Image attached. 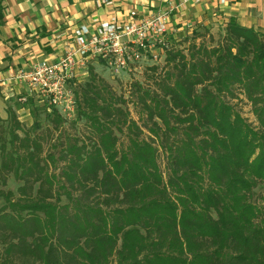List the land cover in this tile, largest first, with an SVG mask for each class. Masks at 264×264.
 Listing matches in <instances>:
<instances>
[{
  "label": "trees",
  "instance_id": "16d2710c",
  "mask_svg": "<svg viewBox=\"0 0 264 264\" xmlns=\"http://www.w3.org/2000/svg\"><path fill=\"white\" fill-rule=\"evenodd\" d=\"M189 39L129 98L89 67L75 118L9 116L0 264H264V32L230 18Z\"/></svg>",
  "mask_w": 264,
  "mask_h": 264
},
{
  "label": "crops",
  "instance_id": "0c3cea01",
  "mask_svg": "<svg viewBox=\"0 0 264 264\" xmlns=\"http://www.w3.org/2000/svg\"><path fill=\"white\" fill-rule=\"evenodd\" d=\"M131 10L134 20L149 12H169L171 31L185 19L207 14L223 24L234 18L264 32V0H0V116L14 114L31 126V109L42 100L14 77L16 68L56 61L74 27L103 18L124 22ZM100 66L96 61L89 65L94 71Z\"/></svg>",
  "mask_w": 264,
  "mask_h": 264
},
{
  "label": "built area",
  "instance_id": "2783aa9c",
  "mask_svg": "<svg viewBox=\"0 0 264 264\" xmlns=\"http://www.w3.org/2000/svg\"><path fill=\"white\" fill-rule=\"evenodd\" d=\"M135 13L131 10L124 22L103 18L92 25H77L56 61L16 68L14 77L69 119L76 105L70 83L87 78L91 62L119 78L164 58L172 40L169 12H149L138 20Z\"/></svg>",
  "mask_w": 264,
  "mask_h": 264
},
{
  "label": "rangeland",
  "instance_id": "374dc122",
  "mask_svg": "<svg viewBox=\"0 0 264 264\" xmlns=\"http://www.w3.org/2000/svg\"><path fill=\"white\" fill-rule=\"evenodd\" d=\"M176 26L178 27L181 26V27L180 28L177 27L176 29L173 28L174 30L172 31V35H171L172 36L171 43L177 45L178 47L186 48L190 42L189 37L192 36L195 33V31L207 32L208 30L209 32H211L212 34L216 36V34L219 31H222L224 24L222 23L221 20H218L217 18H213L210 15L204 14L195 19L194 18L190 20L185 19L184 23H180ZM198 40L199 38L196 41ZM162 62H163V57L161 58L159 63H162ZM145 67L146 66H143L142 68L134 71L130 76H122L119 78L109 73L106 69L102 70L101 69L102 66H100L99 70H96L95 72L99 76L104 78L111 85V87L113 88V90H115L117 94H123L125 98H129V88H130L131 82L135 80L145 82L146 80L145 74H144ZM85 80L86 78L84 79L82 78L78 82H76V84H80L84 82ZM74 87H75V84H71L70 88L73 89ZM39 100H42V101L37 105V107H33L31 109L32 118H33L32 124L34 123L39 124L41 126V130L45 131L46 127L51 125V123L49 122V115H48L49 112L51 111V107H49V105L47 104L45 100L41 98ZM234 101L236 102L235 103L236 107L240 110V112L244 116H246L249 120L254 121V116L250 111L249 104L245 102L244 100H234ZM128 107L133 112V107L130 103H128ZM73 118H75V114H72L71 117H69V119H73ZM8 120L9 118H4L0 116V132ZM82 123L83 122L80 121V122H77L76 124L77 128L80 130L81 133L84 130ZM66 124H68V121ZM16 186H17V183H15L12 178H9L6 187L15 189Z\"/></svg>",
  "mask_w": 264,
  "mask_h": 264
}]
</instances>
